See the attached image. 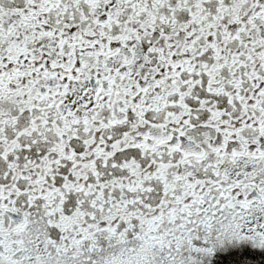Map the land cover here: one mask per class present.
<instances>
[{
  "label": "flooded vegetation",
  "instance_id": "obj_1",
  "mask_svg": "<svg viewBox=\"0 0 264 264\" xmlns=\"http://www.w3.org/2000/svg\"><path fill=\"white\" fill-rule=\"evenodd\" d=\"M138 1L0 0L1 264H61L141 202L228 220L210 264H264V0Z\"/></svg>",
  "mask_w": 264,
  "mask_h": 264
},
{
  "label": "rangeland",
  "instance_id": "obj_2",
  "mask_svg": "<svg viewBox=\"0 0 264 264\" xmlns=\"http://www.w3.org/2000/svg\"><path fill=\"white\" fill-rule=\"evenodd\" d=\"M136 3H139V1L136 0ZM25 117L27 118L28 115L26 114ZM114 165L113 169H109V171L112 175L117 176L119 169L116 163ZM136 195L138 196L136 199L140 200L141 198L144 199L145 196L148 198L149 192L147 190L138 191ZM95 199L96 197L92 202L85 203L83 210L79 206L71 209L85 212L89 214L88 220H94L98 212ZM113 199H116V195H111L104 202L106 215L116 211V203H111ZM141 203L143 205L131 208L135 211L130 212L131 214H128V217L123 218L126 215H122L116 221L114 216L106 217L105 228L90 230L91 232H88L90 235H88L84 244H82L83 241L80 238L79 244L72 247L71 257L65 262L61 261V264H131V261L136 260L137 262L141 259L142 264L144 261L145 264H210L209 248H228L234 246L241 239L240 233L229 227L228 220L217 217H200L199 225L195 226L197 217H190L189 210H186L185 215L177 219L175 218L177 217L176 213H172L174 210L172 207L167 208L170 211V219H155L153 217V221L148 223L145 213L146 205L144 202ZM181 209H183V206L177 208L178 211ZM44 220V215L38 213V223L41 224ZM164 220L165 225L163 228L166 227L168 221L172 223L171 229L175 228L176 224H184V228L187 226L189 230L187 233L188 238L176 244L169 243L168 245L163 241L162 236V238H152L150 230L162 228ZM29 224L30 228L27 230L26 235L31 244L27 248L28 252L32 255L47 253V245L38 246L36 241L42 232L35 230L33 219L30 220ZM147 240L152 242L147 244ZM136 253L140 254L137 258L134 256ZM130 254H133V256H130Z\"/></svg>",
  "mask_w": 264,
  "mask_h": 264
},
{
  "label": "trees",
  "instance_id": "obj_3",
  "mask_svg": "<svg viewBox=\"0 0 264 264\" xmlns=\"http://www.w3.org/2000/svg\"><path fill=\"white\" fill-rule=\"evenodd\" d=\"M138 246H139V245H138ZM139 255H140V254H137V253H136L134 256H135V258H137V257H139ZM132 256H133V255H132ZM236 258H238V257H235V256H234V257H233V260L230 261V264H239V261H240V260H238V259H236ZM140 259H141V258H140ZM137 262H138L139 264H142V263H141V262H142V259L139 260V261H137ZM137 262H136V260H134V261H131V264H136ZM144 262H145V261H144ZM144 262H143V264H145ZM228 264H229V263H228Z\"/></svg>",
  "mask_w": 264,
  "mask_h": 264
}]
</instances>
